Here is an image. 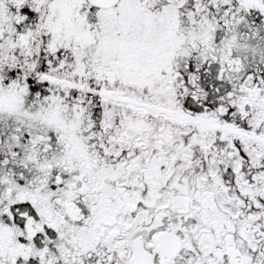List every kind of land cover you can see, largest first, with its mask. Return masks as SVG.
Listing matches in <instances>:
<instances>
[{"label":"snow or ice","instance_id":"1","mask_svg":"<svg viewBox=\"0 0 264 264\" xmlns=\"http://www.w3.org/2000/svg\"><path fill=\"white\" fill-rule=\"evenodd\" d=\"M0 264H264V0H0Z\"/></svg>","mask_w":264,"mask_h":264}]
</instances>
